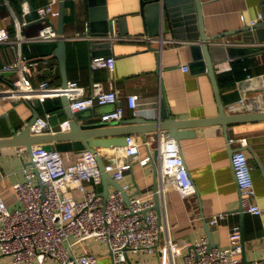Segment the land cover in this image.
<instances>
[{
  "label": "built area",
  "instance_id": "1",
  "mask_svg": "<svg viewBox=\"0 0 264 264\" xmlns=\"http://www.w3.org/2000/svg\"><path fill=\"white\" fill-rule=\"evenodd\" d=\"M4 2L14 21L15 33L11 36L7 27L0 26V73L13 75L0 79V101L22 100L35 107L37 102L44 103L65 96L71 113L95 106L112 105V110L100 116L99 120L102 122H121L127 109L132 112L133 117L139 116L141 96L138 93L122 96L111 86L105 89L101 82H92L89 89H86L73 80L62 88L60 84H52L44 78L45 75L55 74L58 69V62L53 55L29 57L23 53L25 43L59 40L56 20L59 0H47V4L36 9L38 19H44L45 22L37 33L30 36L21 33L27 22L18 19L7 0ZM51 18H55L56 23ZM259 18L262 19L260 15ZM256 24L257 21L252 19L249 26ZM72 37L77 40L94 39L89 34L88 22L82 32H76ZM98 39H107L111 43L123 40L118 36L115 19L110 20L108 34ZM131 40H143L148 44L160 43L161 46L166 41L163 36L154 39L136 37ZM169 42L176 44L183 43L184 40ZM115 61L113 55L91 57L89 67L91 70L112 73ZM213 69L217 76L229 74L233 71L231 60L216 62ZM182 70L187 71V67L183 66ZM159 96H163V90L162 93L160 90ZM246 105L244 99H241L227 109L232 112L245 108ZM50 117L51 113L39 115L29 126L30 132L53 133ZM59 126V129L66 130L68 122L62 121ZM151 134H129L125 137L126 146L97 151L105 160L104 171L121 184L124 175L134 165L144 167L154 162L152 151H156V193L159 201L160 197H166L171 192L182 199L195 197V184L178 144L165 139L162 132L155 133V136ZM228 140L231 146L238 144L234 146L238 149L231 155V167L240 194V208L243 213L261 215L264 210L255 201L253 165L242 149L250 146L249 139ZM144 147L147 155L141 156V149ZM13 149L18 157L28 153L25 146ZM63 155L56 149L47 151L39 145L34 146L29 154L28 164L23 168V180L11 187L19 207H11L5 199L0 198V256H9L11 259L5 264H98L95 253L84 247L83 251L78 250L84 242L91 240L104 246L111 264H146L143 259L138 258L141 254H156L158 264H177L178 258H182L181 264H264L263 258H243L242 230L239 224L231 227L226 248H209L206 237H200L192 244L174 240L168 235L166 226L159 221L151 191L130 195L128 204L121 191L116 189L104 198L97 189L102 185V178L95 154L89 151L77 153L72 164H66ZM121 187L128 194L129 185L121 184ZM227 215L220 212L205 220L209 227H215ZM185 247L189 250L183 253Z\"/></svg>",
  "mask_w": 264,
  "mask_h": 264
},
{
  "label": "crops",
  "instance_id": "2",
  "mask_svg": "<svg viewBox=\"0 0 264 264\" xmlns=\"http://www.w3.org/2000/svg\"><path fill=\"white\" fill-rule=\"evenodd\" d=\"M106 1L108 17L116 21L117 17L125 15L129 30L127 35L120 36L123 40L114 42L110 46V55L115 56L116 59L114 72L90 69L89 61L92 56L89 50L90 41L72 37L76 32H82L85 23L88 22L86 1L69 0L66 2L69 9L66 17L68 23L64 27L63 34L66 38L68 81H76L86 89H89L92 82H101L105 89L111 86L122 96L138 93L141 96L139 116L148 119H154L158 114L160 90L161 93L164 90L163 95H166L171 115L177 120L216 115L218 107L208 76L202 71L194 74L189 69L192 62V52L189 47L193 43L185 39L183 43L169 42L183 39L173 38L165 21L160 29L161 35L166 40L162 46L160 43L148 44L143 40L133 41L131 39L136 37L152 39L159 37H152L147 33L146 17L139 14L141 0ZM7 2L15 16L27 22L21 33L27 36L37 33L45 21L38 22L36 9L47 4V0H7ZM202 2L205 28L209 35L238 30L249 25L252 19L257 23L264 21V0H202ZM75 19L76 23H73ZM0 26L7 27L11 36H14V21L4 0L0 1ZM116 27L118 33L117 23ZM247 36L254 38L255 34L249 31L234 33L230 40L237 44L234 46L244 47L241 41ZM56 45L57 41L25 43L22 50L29 57L52 56ZM230 60L234 71L225 76H217L223 103L228 107L244 99L247 104L245 108L264 110V53L248 54ZM183 66L187 67V71L182 70ZM43 72L47 73V70ZM54 73L50 76L45 75L44 78L52 84H61L59 68ZM54 99L57 102L54 110L47 109L45 103L37 102L35 107H32L22 100L0 101V138L10 136L12 129L18 131L23 128L32 118L34 110H37L40 116L51 113L50 124L54 132L59 130V123L65 121V115L59 98ZM112 109V105L96 106L90 113H86L88 117L86 122L99 120L102 114ZM5 114L7 118L3 116ZM132 117V112L127 109L122 121ZM195 132L194 138L182 140L181 146L183 159L192 176L197 195L182 199L175 192H171L166 197H160L159 221L166 226L171 238L192 244L200 237L207 238L202 216L207 218L220 212L227 213L226 219L220 221L217 226H208L216 247H228L231 227L241 224L245 257L264 259V212L261 215L247 213L241 215L236 211L240 203V194L232 172L231 160L227 155L222 130L218 126L197 127ZM228 134L229 139H249L250 150L244 151L253 165L255 201L264 210V122L232 125ZM237 145L234 143L232 146ZM13 148H3L0 151V198L5 199L11 207H19L11 187L14 183L23 180V168L28 164L30 156L28 153H23L18 157ZM76 155L77 153L64 154L65 163L72 164ZM144 155H147L145 147L141 149V156ZM152 156L154 162L144 167L134 165L120 181L123 185H129L127 190L129 195L152 192L156 181L154 173L156 172L157 177L158 171L156 151H152ZM255 157L258 158L259 164ZM97 189L101 192L102 185ZM113 189H115L113 186H109V193ZM83 247L97 255L98 264H111L110 256L100 242L86 241L78 250L83 251ZM188 250V247L183 248V253ZM138 258L143 259L146 264H158L156 254H141ZM181 259L178 258L177 264H181ZM0 260V264H5L11 259L9 256H2Z\"/></svg>",
  "mask_w": 264,
  "mask_h": 264
},
{
  "label": "water",
  "instance_id": "3",
  "mask_svg": "<svg viewBox=\"0 0 264 264\" xmlns=\"http://www.w3.org/2000/svg\"><path fill=\"white\" fill-rule=\"evenodd\" d=\"M1 1V0H0ZM86 14L88 20L89 34L94 39L89 40V50L91 57H102L110 55L111 41L104 38L110 28V18L106 0H85ZM202 0H141L140 15L146 17L148 35L152 37L161 35L163 23L165 21L166 27L170 31L173 38H181L191 41L193 44L189 47L192 52V62L189 69L192 73L205 72L209 78L211 87L214 92L215 101L217 104V114L212 117H203L196 119H175L171 115L170 107L167 104L166 95L159 99L158 114L154 119L146 117L135 116L119 123L102 122L101 120H94L86 122L88 117L86 113H90L93 108L85 111L71 113L68 108V99L65 96L59 98L61 106L64 110L65 120L68 122V129L56 130L53 133H37L30 132V125L39 116V112L34 110L32 118L26 123L23 128L18 131L12 129L10 136L0 138V151L3 148H12L25 146L30 154L34 146H41L44 150H58L63 154L80 153L83 151L93 152L98 163V168L102 178L101 195L104 198L108 197L109 186H113L116 190L121 191L124 196L125 203L128 204L130 195L122 191L121 184L111 177L110 173H106L105 160L97 154L99 150H108L112 148H120L126 146L125 137L129 134L144 135L146 133H163L165 139H171L178 144L181 150V142L185 139H192L196 135L195 129L197 127H214L218 126L222 130L223 139L226 141L227 155L230 157L237 147H232L229 144V130L232 125L250 124L264 122V110L259 109H236L232 112L228 111L226 105L221 99L220 86H218L217 75L213 69V64L226 59H234L235 57H242L248 54L264 53V21L257 23L254 26L247 25L238 30H230L223 33L207 34ZM57 16V33L59 40L53 51V56L58 62L59 73L61 74V87L65 88L68 82L67 73V55H66V38L63 37L64 27L68 23L66 17L69 9L64 0H59ZM117 25L119 26L118 36L123 37L129 33L127 20L125 15L117 17ZM44 19H39L38 22H43ZM76 23V19L72 21ZM251 32L255 34L252 38L247 36L241 43L242 46H234L230 42L231 35L234 33ZM97 38V39H96ZM226 40V41H223ZM230 42V43H229ZM258 42V43H256ZM251 43L253 45H249ZM102 49V50H101ZM156 52L158 49H154ZM11 73H0V79H4ZM260 80V79H259ZM164 92V90H163ZM96 107V106H95ZM94 107V108H95ZM7 118V115H3ZM243 150H250V147H243ZM183 157V155H182ZM259 164L258 158H256ZM187 167V164L185 162ZM156 181L152 189L154 195V209L160 214L159 196L157 190V177L154 173ZM241 215L243 214L240 205L236 209ZM204 229L206 230L208 247H216L213 241L212 232L209 229L204 216H202ZM241 243L244 244L243 228ZM243 258L245 259V246H243Z\"/></svg>",
  "mask_w": 264,
  "mask_h": 264
},
{
  "label": "trees",
  "instance_id": "4",
  "mask_svg": "<svg viewBox=\"0 0 264 264\" xmlns=\"http://www.w3.org/2000/svg\"><path fill=\"white\" fill-rule=\"evenodd\" d=\"M10 33H11V32H10ZM232 68H233V66H232ZM233 71H234V68H233ZM233 71H232V72H233ZM225 75H227V74L220 75L219 77H221V76H225ZM54 100H55V101H54ZM52 101H54V103H53ZM44 103H45L46 108L49 109V110H54V108L57 106L56 99L47 100V101H45ZM47 103H49V104H47Z\"/></svg>",
  "mask_w": 264,
  "mask_h": 264
},
{
  "label": "rangeland",
  "instance_id": "5",
  "mask_svg": "<svg viewBox=\"0 0 264 264\" xmlns=\"http://www.w3.org/2000/svg\"><path fill=\"white\" fill-rule=\"evenodd\" d=\"M51 20H52V22L53 23H56V20H55V18H51ZM82 27V26H81ZM131 257L133 258L134 256L133 255H131ZM0 258H2V256H0ZM1 261V260H0Z\"/></svg>",
  "mask_w": 264,
  "mask_h": 264
}]
</instances>
